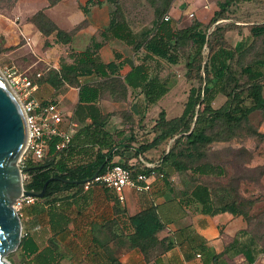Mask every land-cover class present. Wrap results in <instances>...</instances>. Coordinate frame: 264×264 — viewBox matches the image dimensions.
Here are the masks:
<instances>
[{
  "label": "crops",
  "instance_id": "crops-1",
  "mask_svg": "<svg viewBox=\"0 0 264 264\" xmlns=\"http://www.w3.org/2000/svg\"><path fill=\"white\" fill-rule=\"evenodd\" d=\"M110 3L107 0H61L48 7L43 2L39 10H43L60 30L70 33L71 40L61 44L55 41V34L43 36L30 21L31 15L4 32V45L9 49L3 55L11 59L10 64L4 66L16 68L27 76L29 70L39 68L30 77L36 84L31 97L58 104L64 116L60 127L71 134L69 149L63 158L68 166L86 164L90 161L89 155L98 149L106 152L105 148L113 146L111 162L122 164L137 173L140 170L139 158L152 163L151 158L157 157V148L161 150L163 144L151 143L153 139L140 142L132 137L130 124H125L121 130L112 127L113 112L118 111L124 101H114V92L110 89L99 91V99L92 103L98 108L100 116L107 118L104 126L92 124L86 112V103L79 102V92L82 86H96L103 79L95 74L79 72L77 75L69 73L65 78L61 74L63 66L74 63L72 54L87 49L93 50L101 63L117 65L116 77L122 82H125L132 66L140 63L139 53L132 52L124 42L104 37L112 17ZM45 42H49V46L45 47ZM145 66L147 82L155 79L157 75L153 69L148 63ZM50 73L58 75L57 87L46 81ZM158 82L165 84L159 77ZM167 89L168 92L160 100L148 104L144 98L147 88L143 90L126 85V99L131 94L138 96L136 105L130 108L132 118L138 116L142 122L138 120L137 123L147 126L148 119L157 115L152 128L161 112L165 113L166 119H172L167 118L166 111L158 107L169 93ZM164 154H160L155 162H159ZM175 174L178 173L160 163L149 177V190L126 188L122 202L102 186L92 185L86 189L83 183L45 199L35 198L18 213L21 239L27 240L25 254L18 252L22 263L248 264L243 255L249 244L243 217L228 210L204 213L201 205L190 196L197 184L192 185L187 178L180 176L179 179ZM149 208L155 210L162 229L155 235L154 247L142 250L131 244L133 230L129 218ZM32 248L35 251L29 254Z\"/></svg>",
  "mask_w": 264,
  "mask_h": 264
},
{
  "label": "rangeland",
  "instance_id": "rangeland-1",
  "mask_svg": "<svg viewBox=\"0 0 264 264\" xmlns=\"http://www.w3.org/2000/svg\"><path fill=\"white\" fill-rule=\"evenodd\" d=\"M224 1L171 0L170 2L169 11L165 16L172 20L173 27L179 31L187 29L193 22H201L203 25L201 31L205 34L206 43L199 56H195L189 43L184 44L176 52L178 56L176 64L161 59L148 60L149 66L169 88V93L158 104L159 109L166 111L167 118L181 114L191 88H203L204 67L211 54L219 47L234 53L233 58L227 63V73L238 83L236 89L238 97L227 96L234 85V81H231L223 92L216 95L207 111H215L223 107L236 110L235 106L238 108L251 106L247 91L249 83L243 73V69L247 66L263 73L264 84V64H260L264 63V36L253 37L250 33L251 27L264 24V0H230L231 5L221 16L214 18V13L220 10L218 5ZM43 2L47 3V0H0V71L3 74L9 68L4 65L11 62V59L3 55L9 49L4 45L6 37L4 32L14 28L17 22L29 19L41 8ZM110 6L112 16L117 21L126 23L139 42H143L145 36L155 30L159 18L156 17L149 0H115ZM190 13L194 14L193 18L189 17ZM138 53L140 62L144 53L142 51ZM193 57V68L190 69L187 64ZM199 65L200 73L197 71ZM36 70L38 71L39 68L29 70L28 76L33 77ZM262 96L264 98V87ZM137 99L138 96L134 94L125 99L120 104V109L113 112L110 124L115 130H121L125 124H130L132 137L144 143L153 139L151 143H155L156 132L151 124L156 120L157 115L148 119L147 126L140 124L142 119L138 116L133 119L130 108L136 105ZM133 109L135 111L136 107ZM202 111L203 106L199 104L195 108L188 131L176 133L166 140L164 146L160 147L161 150L157 148L159 150L157 157H152L150 162L154 163L160 154L171 151L172 163L164 164L166 169L178 173L175 175L179 179L180 176L187 178L192 185L207 186L215 208L235 202L239 214L246 223L245 233L254 244L255 264H264V110L252 111L247 119L240 122L229 121V124L225 118H217L213 121L204 118L201 123L209 141L192 148L182 137L192 131L197 116ZM203 117L204 115L199 119ZM205 163L219 167L222 174L219 176L194 173L196 166ZM5 259L10 264H23L17 250L8 253Z\"/></svg>",
  "mask_w": 264,
  "mask_h": 264
},
{
  "label": "trees",
  "instance_id": "trees-1",
  "mask_svg": "<svg viewBox=\"0 0 264 264\" xmlns=\"http://www.w3.org/2000/svg\"><path fill=\"white\" fill-rule=\"evenodd\" d=\"M61 0H47L48 7L56 5ZM113 2L115 0H107ZM171 0H149L150 5L154 9L156 17L159 19L156 22V27L151 35L149 33L145 36L143 42H139L137 36L132 33L126 23L117 21L113 16L110 20V25L107 33L103 34L104 37H110L124 42L130 47L132 52L138 54L142 51L144 53L142 60L138 65H133L130 74H128L124 81L119 80L117 76L118 66L110 63L103 64L98 60V57L91 49H87L80 53L72 54L74 63L72 65L63 66L61 69L62 78L69 73L76 74L86 73L95 74L101 79L102 82L96 84V86H82L79 92V102L86 103V112L92 120V124L95 126H104L106 117H101L99 110L92 103H95L99 97V91L112 90L114 92L112 99L114 101H124L126 99V85L131 88H141L148 92H144V98L148 104H154L160 100L167 92L166 85L159 84L158 77L150 79L147 82V72L145 69L148 60L161 59L165 60L170 64H176L178 56L176 52L184 44L189 43L195 53V56H199L203 46L206 43V37L204 32L201 31L203 25L201 22H193L187 29L177 31L173 27V22L169 18L165 20V15L169 11ZM231 5L230 0H225L223 3L218 5L219 11L214 13V18L221 16L227 7ZM30 21L36 26L38 31L45 37H49L55 34V41L61 44H67L71 40V34L60 30L43 12V10L37 11L30 18ZM250 33L253 37L264 36V24L254 26L250 28ZM49 46V42H45V47ZM264 47V39H263ZM234 53L230 50L219 47L214 51L208 59L207 64L204 67V86L200 88H191L187 100L184 104L182 113L180 116L166 119L165 113L159 114L158 120L154 126L156 136L154 141L156 144H163L166 140L170 139L174 134L187 132L189 129L190 122L193 118L195 108L201 104L203 111L197 116V121L189 134L182 137L188 142L192 148H195L201 143H207L209 137L205 135V128L202 126L201 121L206 118L210 120H217V118H225L229 124V121H243L247 119V116L255 110H264V98L262 96V90L264 84L262 83L263 73L260 70H253L251 66H247L243 69V73L247 76L249 83L248 86V98L251 106H244L236 110H230L223 107L219 110H209V108L215 99L216 95L223 92L231 81H234V85L230 88L227 93L228 97L237 98L238 94L236 89L238 83L235 79L230 78L228 75L227 63L233 58ZM193 59L188 62L187 67L193 68ZM264 64V63H260ZM260 67V66H257ZM197 71L200 73V65L197 66ZM46 81L52 86L57 87L58 75L54 73L47 74ZM32 80V78H31ZM125 83V84H124ZM202 95V97H201ZM43 105L50 101H40ZM79 108V106H78ZM206 111V112H204ZM204 112V113H203ZM204 115L203 118L199 119ZM69 148L62 151H56L54 143L50 144L49 151L46 157L38 164H28L27 174L30 179L25 183L24 188L39 192L42 189L43 184L49 178L60 177L69 181H76L78 183H64L62 181H50L46 186V192L43 199L52 196L53 194L65 190L80 184L79 182H86L94 176V174H101L104 172L106 167L112 163L111 151L113 146H109L106 152H101L102 149L89 155L90 161L86 164H78L76 166H68V163L64 161L65 153ZM159 163H172L171 151L164 154L160 159ZM175 165V164H173ZM41 168H38L40 167ZM124 166V165H123ZM126 167V166H125ZM152 170L147 169L146 174H149ZM194 173L200 175H221V169L217 166L205 163L196 166ZM133 174H136L133 172ZM192 200L200 204L204 213H216L223 211H230L233 214L240 215L236 203L226 204L220 208H215L211 198L210 190L203 184H197L190 193ZM55 216V215H52ZM242 216V215H240ZM129 225L133 232L131 235V244L133 246H139L142 250H147L155 245V235L162 229V224L153 208L146 209L129 218ZM27 240L21 239L20 245L17 249L18 252L25 254V245ZM254 244L249 240L246 250L243 255L248 264H253L256 257L253 251ZM35 249L29 250V254L34 253Z\"/></svg>",
  "mask_w": 264,
  "mask_h": 264
},
{
  "label": "built area",
  "instance_id": "built-area-1",
  "mask_svg": "<svg viewBox=\"0 0 264 264\" xmlns=\"http://www.w3.org/2000/svg\"><path fill=\"white\" fill-rule=\"evenodd\" d=\"M193 18V14L189 15ZM169 17H165L168 20ZM4 76L12 85L14 91L20 98L23 108L26 113V122L28 126V145L25 152L19 159L21 169L26 168V163L38 164L47 155L51 143H54L56 151H62L69 147L71 142V134L69 131L61 129V124L64 121V116L56 102H47L42 104L39 100L31 97V91L36 87V84L29 76L20 72L16 68H8L4 72ZM140 170L133 174L129 167L115 163L106 167L103 173L97 174L93 179L86 181L83 186L89 188L92 185L102 186L113 192L117 200L124 201L123 192L126 188L135 191L149 190V177L152 175L160 163H147L139 158ZM152 170L146 174V170ZM30 179L27 172L22 173V185ZM35 198L23 197L14 202V209L19 213L21 208L34 202Z\"/></svg>",
  "mask_w": 264,
  "mask_h": 264
},
{
  "label": "water",
  "instance_id": "water-1",
  "mask_svg": "<svg viewBox=\"0 0 264 264\" xmlns=\"http://www.w3.org/2000/svg\"><path fill=\"white\" fill-rule=\"evenodd\" d=\"M28 141V126L22 102L0 71V264H10L5 257L17 250L21 240L20 217L14 209V202L23 197L42 198L47 184L53 180L78 183L55 177L49 178L39 192L25 189L21 175L27 169H21L18 162Z\"/></svg>",
  "mask_w": 264,
  "mask_h": 264
}]
</instances>
